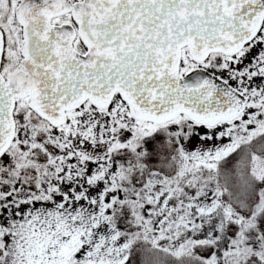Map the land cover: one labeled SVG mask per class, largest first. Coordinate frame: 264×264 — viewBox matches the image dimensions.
<instances>
[{
  "label": "snow or ice",
  "instance_id": "1",
  "mask_svg": "<svg viewBox=\"0 0 264 264\" xmlns=\"http://www.w3.org/2000/svg\"><path fill=\"white\" fill-rule=\"evenodd\" d=\"M0 264H264V0H0Z\"/></svg>",
  "mask_w": 264,
  "mask_h": 264
}]
</instances>
